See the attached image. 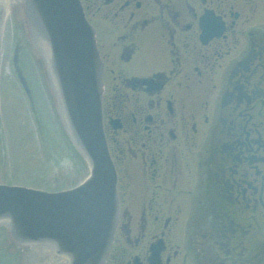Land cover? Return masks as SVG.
<instances>
[{"label":"flooded vegetation","instance_id":"af4514ba","mask_svg":"<svg viewBox=\"0 0 264 264\" xmlns=\"http://www.w3.org/2000/svg\"><path fill=\"white\" fill-rule=\"evenodd\" d=\"M118 219L104 264H264V0H80Z\"/></svg>","mask_w":264,"mask_h":264},{"label":"water","instance_id":"95a60500","mask_svg":"<svg viewBox=\"0 0 264 264\" xmlns=\"http://www.w3.org/2000/svg\"><path fill=\"white\" fill-rule=\"evenodd\" d=\"M22 1L35 37L50 48L73 136L92 171L82 184L59 192L0 184V221L10 223L17 240L54 243L69 264H103L116 226L117 197L100 125L101 65L93 29L79 0ZM3 17L0 8V37Z\"/></svg>","mask_w":264,"mask_h":264},{"label":"rangeland","instance_id":"374dc122","mask_svg":"<svg viewBox=\"0 0 264 264\" xmlns=\"http://www.w3.org/2000/svg\"><path fill=\"white\" fill-rule=\"evenodd\" d=\"M24 11L22 2H15L7 9L3 23L0 183L60 190L82 181L89 166L77 158V151L58 119L57 103L55 108L48 99L51 88L46 63L34 43ZM20 74L29 85V93L21 83ZM5 225H0V264H22L24 259L16 253L25 255L29 248L18 246Z\"/></svg>","mask_w":264,"mask_h":264},{"label":"bare ground","instance_id":"6f19581e","mask_svg":"<svg viewBox=\"0 0 264 264\" xmlns=\"http://www.w3.org/2000/svg\"><path fill=\"white\" fill-rule=\"evenodd\" d=\"M15 2H20V0H0V8H2L4 10V15L6 14L7 12V9H9V7H11L12 4H14ZM24 15L27 16V13L24 11ZM36 30V28H35ZM41 31V30H40ZM37 32V35L39 33L38 30H36ZM38 41L40 40L41 44L40 45V51L42 53V55L45 57V61L47 60V66L49 68V73H48V77H50L51 79L52 78H55V74L52 73V63H51V56H50V48L48 47L47 45V42L43 39V38H40L38 37ZM2 221H0L1 223ZM42 245H39V246H34L29 248L32 250V252L30 254H38V253H41V252H44L45 254L46 253H49L52 255V260L53 261H59L58 259L60 258V256L58 254H56V251L53 249L52 250V246H54L53 244H45V243H41ZM46 245H50V246H47ZM27 250V249H26ZM61 259V258H60ZM36 261L37 262H42L43 260L39 261L36 257ZM60 262H62L63 264L66 262L65 259L63 258ZM57 263V262H55ZM62 263H59V264H62Z\"/></svg>","mask_w":264,"mask_h":264}]
</instances>
